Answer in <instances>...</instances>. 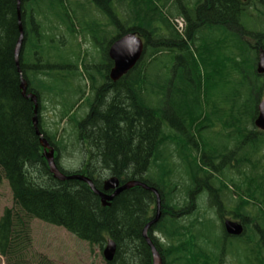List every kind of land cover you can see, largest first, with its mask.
<instances>
[{
  "label": "trees",
  "instance_id": "16d2710c",
  "mask_svg": "<svg viewBox=\"0 0 264 264\" xmlns=\"http://www.w3.org/2000/svg\"><path fill=\"white\" fill-rule=\"evenodd\" d=\"M171 1L105 0L98 10L107 14V22L89 14L91 0L87 6L71 0H21L20 19L17 0H0V182H8L14 201L0 218V255L7 264H53L30 254L31 223L36 219L64 227L101 249L113 239L117 250L107 264H153L142 234L156 212L151 191L134 187L104 206L88 184L59 181L48 168L33 125L35 105L22 93V77L41 104L47 86L40 75L59 78L55 70L68 71L65 67L71 63L82 74L81 60L86 80L96 89L97 75L107 74L78 56L75 47L69 51L77 60L61 55L60 39L52 38L55 32L66 35L68 42L89 37L101 49L105 67L110 46L127 33H136L146 47L127 77L115 83L111 104L99 97L79 122L80 141L89 153L86 167L76 172L89 176L101 190L107 176H117L121 184L141 180L159 190L163 218L152 229L165 242L150 235L163 264H221L212 262L200 243H190L195 227L190 230L174 219L180 201L167 200L175 186L171 177H189L190 198L207 191L218 213L225 193L234 201L238 196L231 214L245 232L231 237L247 264H264V131L254 123L264 94V75L257 72L264 48V0H195L192 6L178 0L185 8L184 36L173 24L178 17L171 20L166 13ZM121 3L127 5L123 19L115 11ZM20 21L25 34L21 73L15 60ZM41 110L40 105L39 128L60 151L56 137L42 127ZM169 151L178 156L182 172ZM166 217L174 223L171 229ZM250 221L255 223L253 242L246 234ZM197 223L203 241L207 221Z\"/></svg>",
  "mask_w": 264,
  "mask_h": 264
},
{
  "label": "rangeland",
  "instance_id": "374dc122",
  "mask_svg": "<svg viewBox=\"0 0 264 264\" xmlns=\"http://www.w3.org/2000/svg\"><path fill=\"white\" fill-rule=\"evenodd\" d=\"M73 3H86L84 5H90V0H71ZM195 0H183V3L192 6ZM203 2V0H200ZM178 3V4H177ZM91 16L93 14H98V16L107 22L109 21L107 16H104L99 12L98 8L89 6ZM184 6L181 1L172 0L167 4L166 13L170 19L175 17L183 16ZM187 10V9H186ZM115 11L123 19L127 14V5L121 3L115 8ZM189 15V14H188ZM191 16H195V12L190 11ZM256 17H258L256 15ZM170 20V21H171ZM47 24H50L46 20ZM51 26V24H50ZM47 28V26H46ZM111 29V34L114 33V27L109 26ZM162 28L165 27L162 25ZM56 35V40L58 41L59 51L61 55H67L70 58L77 60L71 48L75 47L78 56L80 53L83 58H86L88 62L92 64L93 68H99L102 73H106L105 63L103 61V56L101 49L94 45L91 39L87 36L79 37L76 42H68L61 34L55 32L52 34V38ZM185 35V34H184ZM110 38V36H108ZM252 44L255 41H251ZM76 45V46H75ZM59 59V57L57 58ZM72 66L65 67V69L57 68L55 70L59 73L54 78L47 75H40L41 80H44V90L43 98L41 100V124L42 127L53 134L57 141L60 143L61 150H57L55 147V155L58 157L60 165L64 170L69 172L79 171L81 168L86 167L88 158L85 153H89V147L80 141V135L78 130L79 122H82L86 118L89 110L88 105L82 103L77 108L76 105L83 98L85 93L90 90V83L86 80L87 75L84 73V64L80 60L78 64L79 71L83 70V73L79 74L75 69L76 63H71ZM89 65V64H87ZM102 66V67H100ZM95 70V69H94ZM69 72V73H67ZM78 73V74H77ZM74 75V76H70ZM100 79L101 75H97ZM38 79V76H37ZM33 80L37 81L35 77ZM38 82V81H37ZM37 84H40L38 82ZM42 85V84H41ZM262 99H264V94ZM87 147L88 151L84 150ZM167 154L170 157H175L177 168L180 169L178 163L179 158L174 151H169ZM171 159V158H170ZM171 167V165H168ZM172 168V167H171ZM182 172V170H181ZM218 176V175H217ZM110 176H107L109 178ZM174 182L172 185L171 193L168 194L167 200H178L177 210L173 209L175 215L174 219H181L184 222L185 228L194 229L192 237L188 239L191 240L190 243L195 242L196 244H201L204 250L209 254L212 262L221 264H247L244 259V251L240 249V244L234 241L232 237L228 236L224 239L225 232L223 227V222L226 219L239 221L233 218L231 214L237 206L238 196L236 201L231 199V196L225 193L223 210L218 213L217 210L212 206L213 202L211 197L206 191L205 194L195 195L193 199L190 198L189 193L192 191L191 185L192 181L189 177H185V174L178 175L177 177H171ZM221 178V177H220ZM104 178V180H106ZM227 197V198H226ZM217 202V201H216ZM176 203H173L174 205ZM14 204L13 195L11 188L6 180L0 182V218L4 214L6 208H11ZM156 207V206H155ZM180 210V211H178ZM163 213V211H162ZM163 218V215H162ZM161 218V219H162ZM171 218L166 217L165 222L168 224V229L174 227V223H171ZM199 219H204L207 221V226L205 229V239L202 241V230L200 224L197 223ZM255 223L250 221L247 224L246 234H249V239L251 242L255 239ZM31 235H32V249L30 254H33L36 258L42 259L41 256L48 258L53 264H107L108 261L104 256V248H100L96 245H91L88 242L80 240L77 236L69 232L67 229L61 226L52 225L46 223L42 220L36 219L31 223ZM245 231V230H244ZM254 233V234H253ZM156 239L160 237L161 241L165 242L163 235L157 232L154 236ZM164 239V240H163ZM160 242V241H159ZM168 242V239H167ZM161 243V242H160ZM204 243V244H203ZM221 260V261H219ZM0 264H7L3 256L0 255Z\"/></svg>",
  "mask_w": 264,
  "mask_h": 264
},
{
  "label": "water",
  "instance_id": "95a60500",
  "mask_svg": "<svg viewBox=\"0 0 264 264\" xmlns=\"http://www.w3.org/2000/svg\"><path fill=\"white\" fill-rule=\"evenodd\" d=\"M17 7L19 12L21 11V0H17ZM20 27V37L18 39L16 48H15V60L18 66V70L21 73L20 69V57L24 45V29L22 22L19 23ZM145 43L141 37L136 33L130 32L125 34L122 37L116 39L109 48V57L113 61L114 66L110 71V77L114 82H118L123 78L124 75H127L142 59L145 53ZM257 72L260 75H264V48L260 49L259 60L257 65ZM21 90L23 95L26 98H29L33 101L35 105V116L33 118V125L36 130V134L40 138V143L43 147V153L45 160L47 162L50 172L53 174L54 178L59 181H69V180H78L88 184L93 191V193L101 198L102 204L104 206H110L111 202L120 195L125 190L132 189L134 187H142L145 190L151 191L156 196V212L154 218L149 221L144 229L143 236L149 245L152 255H153V264H163V257L155 245L151 235V228L157 224L162 218V198L159 190L156 187L150 186L147 183L141 180H130L121 184L120 179L117 176H111L107 178L103 183V189H99L94 184L93 180L86 175L81 173L66 174L64 173L57 162V157L55 155V148L50 144L46 136L42 133L39 128V109L40 104L38 96L34 92H28V82L25 78L22 77L21 80ZM255 126L264 131V99L261 100L258 108V115L254 121ZM111 191V193H110ZM225 232L230 236H242L244 234V226L239 221H234L226 219L224 221ZM117 250V245L113 239H109L106 247L104 249V256L108 262H112Z\"/></svg>",
  "mask_w": 264,
  "mask_h": 264
},
{
  "label": "flooded vegetation",
  "instance_id": "af4514ba",
  "mask_svg": "<svg viewBox=\"0 0 264 264\" xmlns=\"http://www.w3.org/2000/svg\"><path fill=\"white\" fill-rule=\"evenodd\" d=\"M91 2H92V7L99 9V8H101V5H104L105 0H91ZM198 4L201 5V3H198ZM106 16H107V14H106ZM100 33H101V31H100ZM100 37H101V39H103L102 36H100ZM106 40H107V38H106ZM107 63H108V66L106 67L107 74L101 75L102 77H100V79L98 80V85H97L96 89L94 87L90 86V90L87 93H85V95L83 96V98H81V100L78 102V104L76 105L75 108H77L79 105H82V103L86 102V105L89 104V106H88L89 112L88 113H90L94 104H96V100L99 97L101 98V101H103V98L105 97L104 100H107L108 104H111V102L113 101L114 87L116 85L115 83H117V82H114L112 80V78L110 77V71H111L112 67L114 66V63L110 59L109 53L107 54ZM123 77H127V75H124ZM104 87H105V89H102ZM57 162L59 164L58 157H57ZM80 170H83V168H81ZM65 172H69V171L65 170ZM110 193H111V191H110ZM155 206H156V204H155ZM144 227H143V229H144ZM142 234H143V231H142ZM150 234L152 236H155V234H157V231H155L154 229L151 228Z\"/></svg>",
  "mask_w": 264,
  "mask_h": 264
},
{
  "label": "built area",
  "instance_id": "2783aa9c",
  "mask_svg": "<svg viewBox=\"0 0 264 264\" xmlns=\"http://www.w3.org/2000/svg\"><path fill=\"white\" fill-rule=\"evenodd\" d=\"M176 24L179 30H181L184 26V21L183 19H176Z\"/></svg>",
  "mask_w": 264,
  "mask_h": 264
}]
</instances>
